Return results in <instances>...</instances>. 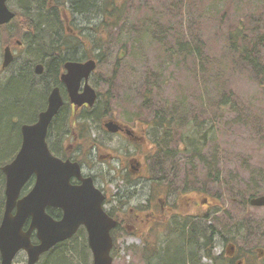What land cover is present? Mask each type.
Listing matches in <instances>:
<instances>
[{"label":"rangeland","instance_id":"374dc122","mask_svg":"<svg viewBox=\"0 0 264 264\" xmlns=\"http://www.w3.org/2000/svg\"><path fill=\"white\" fill-rule=\"evenodd\" d=\"M171 2L172 0H133L129 6L132 11L126 19L142 18L144 16L141 15L145 10L154 9L150 14L155 12L159 14L160 11L165 20L179 21L180 15L167 8ZM190 2L194 8L192 14L194 23L189 25L190 19L184 20L185 27L190 26L193 29V31L188 30V37L193 34L202 39L205 52L211 56L217 70L231 69V53L227 47L226 33L240 20H252L251 16L258 13L264 6V0H190ZM18 5V0H9L11 9ZM208 7L213 9L209 10ZM222 12L227 13L226 17L220 18ZM79 18L85 20L86 17L79 15ZM85 22L79 23L77 27L71 22V27L77 34L73 43L74 46H78L82 42L84 48L79 47L80 52L86 50L87 53L100 57H97L98 67L92 79L97 91L104 98V94H108L110 90V104L116 109V114L126 120L142 121L151 134L149 119L153 112L146 106L151 108L171 106V103L165 102L173 101L181 96L182 91L179 90V85L186 84L189 79H185L184 75L176 70L173 59L164 61L165 55L161 53L159 41H153L152 44L145 43L141 57H138L137 51L130 48L129 43L128 53L122 46L125 43L128 45L127 42L130 41L128 27L123 25L122 31L120 28H108L105 32L101 30L97 35L100 47H96L91 39L93 34L90 28L85 30L80 28L87 23ZM261 56L264 58V51ZM212 70L213 67L210 71ZM234 71L235 75H231L232 87L235 90V98H238V111H228L218 118L216 131L210 135L201 156H177L174 159L175 176L172 174L171 180L175 182V188L180 186L179 189H182L185 183L190 184L187 186L186 196L192 199H206L208 204L202 206L201 212L206 211L210 215L207 224L215 225L217 229H220L221 238H231V243H235L241 249V254L247 256L244 264H264V257L245 254L247 249L253 250L256 254L260 248L264 250V207L244 206L241 201L243 197L237 193L240 189H243L244 193L254 187H258L259 192L264 189V82L257 79L253 69L245 63L235 62ZM113 76L114 81L110 84L108 80ZM148 80L161 82V84H158L152 96L146 98ZM149 100L153 103L144 105V102ZM4 101L7 102L9 99L3 98L0 104ZM26 104L31 105L29 98ZM193 104L189 105L193 108L189 115L192 112L199 114L200 102L194 101ZM144 108H146L145 111L142 110ZM238 114H241L240 119H236ZM94 134L97 135L98 132L94 131ZM151 135L156 140L153 134ZM16 143V137L5 140L6 151L11 150ZM151 152L154 157L157 156L156 149L154 152L151 149ZM164 167L167 170L172 168L170 164H165ZM111 189L115 190L112 186ZM246 196L249 197V194ZM178 210L183 212L182 208ZM192 211L194 213L198 209H192ZM245 218L246 221L243 223L241 220ZM248 218L251 220L252 229L250 227V231L247 228V230H240L241 237L236 232V225L247 224ZM168 225L167 223L157 224L146 237L128 228L124 235L118 236L115 240L113 264H148L143 259L145 238L150 239L149 248L157 247L156 250L158 247L162 248L163 257L159 259L160 261L157 259L155 264H175V261H178L176 242L168 243L165 238L167 235L165 226ZM239 227L237 226V229ZM82 252L80 253L82 255L69 254L62 250L69 264L91 263L93 255L88 251ZM215 252L221 253L219 244H216ZM26 259V253L22 252L17 256L14 264H25ZM48 259L46 256L41 263L46 264ZM62 263L65 261L59 259L58 264ZM202 263L210 264L206 259Z\"/></svg>","mask_w":264,"mask_h":264},{"label":"flooded vegetation","instance_id":"af4514ba","mask_svg":"<svg viewBox=\"0 0 264 264\" xmlns=\"http://www.w3.org/2000/svg\"><path fill=\"white\" fill-rule=\"evenodd\" d=\"M47 9L50 12L61 11L60 8L51 6ZM14 13L15 17L12 21L0 24V75L9 83L7 85L15 79H24L29 84L26 96L31 100V105L27 117H23L25 110L14 111L11 133L17 135V143L11 150L6 151L7 146L0 148V153L13 157L11 161L16 158L23 144V126L38 122L40 114L48 109L51 92L58 88L63 105L48 127L47 145L50 152L59 159L72 160L80 164L82 178L71 177V185L81 186L83 179L92 178L94 186L104 195L103 210L117 221L116 227L111 231L113 238L124 235L128 228L146 237L157 224L167 223L169 224L165 226L167 229L178 221L190 222L193 218L203 223L202 226L207 224L206 211L201 212L202 206L208 204L206 199H192L186 196L187 186L190 184L185 183L182 189H179V185L175 188L176 184L171 180L172 174L175 176L174 169L167 170L163 167L159 172L151 152V149L153 152L157 149V145L148 132L146 124L137 119L133 121L128 119V121L119 117L110 102L106 103L107 101L103 100L102 94L97 91L92 80L96 70L88 79V83L97 91L95 104L77 106L72 102L63 75L67 72L65 65L68 61L86 62L92 58L86 50L80 52L79 47L84 48L83 43L74 46L72 42L73 48L68 46L66 54L62 49L56 56L41 57L40 55L36 56L37 59L30 58L27 54L31 52V46L39 43L41 49L45 48L49 33L41 32L38 23H23L29 29L22 34L15 33L21 28L24 17ZM58 19L61 22L66 20L62 14H59ZM62 25L63 35L72 32L74 36L77 35L67 22H62ZM41 34L46 37L42 38ZM50 35L53 36L52 33ZM96 59L98 64L99 59ZM48 80H52L50 87L47 85ZM84 86L83 79L79 93L84 91ZM110 121L118 124L119 129L116 132L110 131L106 126ZM92 123L95 124V129H92ZM94 131L98 134H94ZM35 182L36 176L33 175L26 183L23 196L31 191ZM111 186L115 190H112ZM179 208H182L183 212H180ZM192 209L198 211L192 213ZM46 212L58 221L64 216V211L60 207L48 206ZM247 222L250 229L251 220L248 218ZM88 236L86 227L80 225L76 234L60 245L64 247L74 242L75 245L81 246L83 251L92 253ZM229 239L217 238V244L221 247L220 254L231 264H244L247 256H243L241 249ZM113 250H116V244ZM246 251L245 254L248 256L264 257V250L261 248L257 250V254L251 249ZM43 258L44 256L37 264H42Z\"/></svg>","mask_w":264,"mask_h":264},{"label":"trees","instance_id":"16d2710c","mask_svg":"<svg viewBox=\"0 0 264 264\" xmlns=\"http://www.w3.org/2000/svg\"><path fill=\"white\" fill-rule=\"evenodd\" d=\"M43 1L47 8L49 6L60 8V12L51 11L55 16L54 23H59L56 27L60 31L61 27H63V25L61 26L62 22H67L70 26L73 24L77 27L79 23L86 21L87 23L85 22L86 24L80 28L82 30L90 28L93 34L91 39L96 44V47H100L97 35L101 30L105 32L108 28H120V31H122L123 25H127V33L131 41L127 42L128 45L126 43L122 45L123 50L128 53L129 43L131 45L130 48L135 50V52L137 51L139 53L137 54L138 57H141L145 43L149 42L152 44L153 41H159L161 53L165 55L164 61L173 59L176 64V70L181 72L185 79H189L186 84L179 85V90L182 91L181 96L173 101L168 100L165 102L171 103V106L163 105L154 106L153 108L146 106L153 112L150 115L149 121H151V124L149 125L151 126V134L156 136L157 157H160L162 161L164 159L163 165L165 163L175 167L173 161L177 156H201L208 144L210 135L216 131L218 118L228 111H238V98H235V90L232 87L233 77L231 76L235 75V62L247 64L253 69L257 79L264 82V58L261 56L264 51V6L258 13L251 16L252 20H240L238 24L228 29L226 43L231 53V69L219 71L215 64L212 63L211 56L205 52L202 39L195 37L193 34L189 37L187 35L188 30L193 31V29L190 26L185 27L184 20L190 19L189 25L194 23V16H192L194 8L190 0H172L170 6H167L168 10L170 9L171 12L180 15L179 21L176 22L162 18V12L160 11L159 14L156 12L150 14L154 9H151V11L145 10L143 15H141L144 16L142 18L127 20V15L129 16L132 11L129 6L133 0ZM208 8L209 10L213 9ZM20 14L23 17L26 15L25 13H18V15ZM59 14H62L66 20L61 22L58 19ZM79 15L85 16V20L79 18ZM226 15V12H222L220 18H224ZM50 33L47 36L46 45L55 46L56 41ZM63 36L62 42L65 44L63 50L64 54H66L68 46L71 47L76 37L73 32ZM94 57L100 58L95 55ZM212 67L213 70L210 71ZM226 67L228 68V66ZM114 71L116 75L117 70L115 69ZM113 81L114 76L108 80L110 84ZM158 84H161V82L148 80L146 98L153 95L154 91L157 90ZM28 88L29 84L24 79L13 80L9 90L10 94L4 96L9 101L1 103L0 110L4 112L8 107L14 111L25 110L27 108L28 98L26 93ZM110 92L109 90L108 94H104L103 100L107 101L106 103L111 101ZM194 101L200 102L199 114L201 116L195 114V112L189 115L190 110L193 109L189 105H194ZM151 103L153 102L149 100L144 102V105ZM142 110L145 111L146 108ZM240 118L241 114H238L236 119ZM12 159L13 157L11 156L3 157L0 155V222L5 209V176L1 171V166ZM257 189L258 187L251 188L247 193H244L243 189H237L238 195L243 197L241 201L244 206L250 205V197L264 194V189L260 190L261 192L257 191ZM248 194L249 197L246 196ZM205 215V219L208 221L210 215L208 213ZM241 221L244 223L246 218ZM246 223L249 224L248 222ZM202 224L193 218L190 222L178 221L175 225H170L166 229L168 235L165 238L168 243L170 241L176 242L178 261L176 260L175 264H181L182 262L184 264H204L202 263L204 258L210 264H231L222 254H216L215 252L217 238L220 237L219 234L221 233L220 229H217L215 225L204 224L202 226ZM247 224L236 225V232L240 234V230H247ZM237 226L240 227L237 229ZM33 239L36 241L35 236ZM229 240L231 241V238ZM150 244V239L145 238L143 259L148 264H155L157 259L160 261L163 257L161 254L162 248L158 247V250H156L157 247L151 249L149 248ZM60 247L61 245L56 246V248L45 255L49 258L46 264H58L59 259L65 261L62 264H69V260L64 258ZM89 264H93V262Z\"/></svg>","mask_w":264,"mask_h":264},{"label":"water","instance_id":"95a60500","mask_svg":"<svg viewBox=\"0 0 264 264\" xmlns=\"http://www.w3.org/2000/svg\"><path fill=\"white\" fill-rule=\"evenodd\" d=\"M14 17L8 0H0V24L8 23ZM65 67L67 72L63 81L72 102L77 106L94 105L97 92L88 79L96 69L97 61H68ZM83 79L84 91L79 93ZM62 105L60 91L55 88L50 94L48 109L40 114L38 122L23 126V144L16 158L2 167L6 175V202L0 224L1 264H13L21 250L27 253L26 264H36L43 253L75 235L80 225L88 231L93 264H113L111 231L117 222L102 208L104 195L94 186L92 178L83 179L81 186L71 185V177L82 178L79 164L54 156L46 142L48 127ZM106 126L112 132L119 129L115 121ZM33 175L36 176L34 187L20 196ZM250 205L263 207L264 195L251 197ZM48 206L62 208L63 218L54 220L46 212ZM34 233L36 243L32 240Z\"/></svg>","mask_w":264,"mask_h":264},{"label":"bare ground","instance_id":"6f19581e","mask_svg":"<svg viewBox=\"0 0 264 264\" xmlns=\"http://www.w3.org/2000/svg\"><path fill=\"white\" fill-rule=\"evenodd\" d=\"M18 4L19 5L17 7H13L12 10H14V12H16V13H25L26 15L24 16V18L21 22V24H22L21 28L19 30H17L15 33L22 34L29 29V27L25 26L23 23H28V24L38 23L40 26L41 32L47 33V34L49 32H51L54 36L55 41H56L55 46H53V45L45 46V48H43V49H41L39 47V43L33 44L30 48L31 52L27 54L28 57L37 59L36 56L39 57L40 55H41V57L56 56V54L59 53L60 50H62L64 48L65 44L62 42V39L64 38L62 31L58 30L55 23H54V21H55L54 14L51 13L47 9L43 0H31V1L18 0ZM41 37L42 38L46 37V35L41 34ZM11 78H13V76ZM16 78H19V77H16ZM51 82H52V80H48V82H47L48 87H50ZM7 84H9V83H7L4 79V77L0 75V100H3V98L6 94H10L9 90L11 88V84L10 85H7ZM26 107L27 108L25 109V112L23 113V117L28 116L27 112L30 109V105H26ZM7 110H9V111L7 112ZM7 110H5L4 112H2V110H0V148H4L5 146H7L4 144L5 140H9L10 138H13V137L17 138V135H14L11 133L12 124H13L12 119L15 117L14 110H11L9 107ZM25 125H28V124H25ZM91 125H92V129H95V124L92 123ZM0 155L3 157L5 156L4 153H0ZM153 161L156 162V165L159 167V172H160V169L164 167L165 163L163 165L162 159L160 157H157V156L154 158ZM72 162H75V161H72ZM79 166H80V164H79ZM2 167L3 166H1V171H2ZM80 168H81V166H80ZM172 168L174 169L175 167L172 166ZM3 174L6 177L4 172H3ZM25 186L23 187L20 196H23V194H25ZM5 187H6V185H5ZM5 187H4V196H5ZM5 202H6V196H5ZM1 221H2V219H1ZM0 224H1V222H0ZM26 227H28V224L26 225ZM34 236L36 237L35 233L32 235V240H33V242L36 243L37 237H36V241H34V239H33ZM71 238H69V239H71ZM69 239H66L62 242H65ZM62 242L57 243L49 251L43 253L41 255V257L44 256V258H45L46 257L45 255L47 253H49L51 250L56 248V246L60 245V243H62ZM60 250H63L65 252H69V254H76V253L80 254L83 251L82 247L79 245L78 246L75 245L74 242H70L66 246L60 247ZM22 252L26 253V251H24V250L19 251L16 254V256L14 257L13 263H14L15 259L17 258V256ZM26 255H27V253H26ZM80 255H82V254H80ZM26 263H27V259H26ZM0 264H1V253H0Z\"/></svg>","mask_w":264,"mask_h":264}]
</instances>
